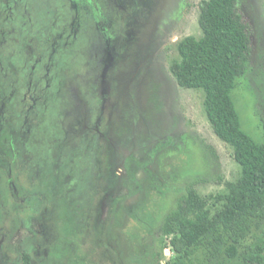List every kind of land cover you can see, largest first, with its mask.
I'll use <instances>...</instances> for the list:
<instances>
[{
	"label": "rangeland",
	"instance_id": "obj_1",
	"mask_svg": "<svg viewBox=\"0 0 264 264\" xmlns=\"http://www.w3.org/2000/svg\"><path fill=\"white\" fill-rule=\"evenodd\" d=\"M202 1L129 0L128 16L119 29L122 46L116 50L111 47L109 55L100 53L98 58L94 56L96 71L100 74L112 70L111 77L117 78L122 74L121 81L128 86V92L118 93L117 85L112 96L113 104L124 105L119 111L124 113V125L119 132L122 135L117 133L112 138L111 147L116 155L111 163L116 167L115 187L98 197L91 210L93 218L87 241L94 251L90 254L92 262L89 264H115L117 259L124 263V249L130 236L137 232L142 234L145 229L133 218L136 216L150 227L156 252L160 249L159 240L164 237V219L182 202L187 188H195L211 205L217 195L227 189V182L236 181L240 176L233 147L216 135L206 116L203 92L181 87L170 71L171 62L178 58L177 42L189 35L200 37L203 34L199 23ZM239 7L251 23L254 39L248 70L238 78L233 96L244 129L257 141L264 142V0H239ZM140 57L142 60L138 62ZM135 84V88L130 87ZM45 108L50 117L46 115L45 121L36 123L33 130H37L40 137L43 128L55 126L53 130L56 133L51 132L41 141L33 142L36 132L31 130L33 133L28 145L23 146L21 155L27 159L12 171L14 184L9 190V198H17L20 193L41 187L37 183L38 173L47 179L42 190L55 185L51 176L53 166H57L55 138L63 136L56 129L60 123L52 101L45 104ZM130 155L144 159L152 156L148 167L153 174L151 176L144 168H137V180L143 189L130 199L114 204L116 197L130 189L124 167L125 159ZM86 162L81 160L79 165L83 167ZM74 170L81 177H77L78 190L88 188L91 181L86 172L80 167ZM69 185L73 188L74 181ZM67 187L68 183H61L57 191L62 194ZM149 188L152 191L147 194ZM55 201V213L65 212L64 206L70 202L61 196H57ZM47 212L37 217L28 215L27 227L22 226V229L19 222L12 241L4 247L11 256V263L0 257V264H22L23 253H37L41 247L48 251L55 245L59 229ZM149 214H154L155 218ZM263 232L264 219L253 223L240 238L239 251L256 243L262 244ZM77 236L73 241H80L81 237ZM63 242L64 237L61 239ZM208 248L207 244L201 246L189 259L194 264H242L239 255L231 260L223 250L214 249L212 252ZM162 251L161 263L167 264L174 253L168 245ZM155 262L150 261V264H158Z\"/></svg>",
	"mask_w": 264,
	"mask_h": 264
},
{
	"label": "flooded vegetation",
	"instance_id": "obj_2",
	"mask_svg": "<svg viewBox=\"0 0 264 264\" xmlns=\"http://www.w3.org/2000/svg\"><path fill=\"white\" fill-rule=\"evenodd\" d=\"M128 2L0 0V257L6 263H11V256L4 247L12 241L19 222L21 229L27 227L28 215L37 217L48 211L60 235L59 222L63 221L68 208L72 206L79 212L80 191L76 186L79 175L75 167L83 169L87 176L103 167L106 187L112 154L116 159L112 138L122 132L124 125V113H119L124 105L113 104L112 96L117 85L118 93L128 92V86L121 81L122 74L119 78L111 77L112 70L99 74L94 56L109 55L111 47L116 50L122 46L119 29L128 16ZM141 60L140 57L138 62ZM144 74L148 78L147 73ZM50 101L57 109L60 125L56 129L63 136L55 138L57 166L52 165L51 173L55 185L42 190L47 179L38 173L37 183L41 187L9 198L14 184L12 171L27 159L22 157L23 146L28 145L33 126L39 121L43 123L46 115L50 117L46 111L50 105L45 108ZM68 107H72V111L69 112ZM65 113L73 116L68 133L62 128ZM54 127L43 128L40 137L37 130H33L36 133L32 141H41L51 132L56 133ZM81 160L87 161L83 167L79 165ZM67 174L70 181L64 180ZM59 180L68 183L62 194L57 191ZM72 180L73 188L69 185ZM92 183L89 188L95 186L94 175ZM106 192V189L100 192L96 200ZM87 195L90 201V190ZM57 196L70 201L64 206L65 212H54ZM37 197L44 201L41 208L33 205Z\"/></svg>",
	"mask_w": 264,
	"mask_h": 264
},
{
	"label": "trees",
	"instance_id": "obj_3",
	"mask_svg": "<svg viewBox=\"0 0 264 264\" xmlns=\"http://www.w3.org/2000/svg\"><path fill=\"white\" fill-rule=\"evenodd\" d=\"M199 23L202 36L189 35L177 42L178 58L171 62L170 71L181 87L203 92L206 116L216 135L233 147L240 176L236 181L227 182V189L217 195L211 205L195 188H187L182 202L164 219V237L159 240L160 249L156 252L150 227L144 224L142 218L133 217L145 229L142 234L132 233L124 249V263L117 259L115 264H148V261L149 264L150 261L162 264V250L166 245L174 253L167 264H194L189 258L206 244L212 252L214 249L223 250L231 260L239 255L242 264H264V242L247 246L241 252L238 245L247 229L264 219V142L257 141L244 129L233 96L238 78L248 70L254 31L239 7V0H203ZM71 108H67L69 112ZM64 116L62 128L68 133L69 121L73 116L67 113ZM148 156L145 159L127 156L124 167L130 189L126 194L116 197L114 204L130 199L143 189L137 180L136 170L144 168L152 176L148 164L153 158ZM111 159H115L113 154ZM115 168L111 165L105 188L103 167L100 166L98 172L88 174L91 183L88 188L80 189L79 212L76 213V208L72 206L68 208L63 221L59 222L60 235L55 239V245L48 251L41 247L37 253H23L22 264L92 262L90 254L94 248L87 241L93 218L91 210L100 192L115 187ZM93 175L95 186L89 188L93 185ZM64 180L70 181V175L67 174ZM88 190L91 191L90 201ZM150 191L151 188L146 191L147 194ZM33 205L41 208L44 201L37 197L33 199ZM153 215L149 214L152 219L155 218ZM65 232H68L66 236ZM62 235L65 238L63 243ZM77 235L81 238L75 242L73 240Z\"/></svg>",
	"mask_w": 264,
	"mask_h": 264
}]
</instances>
